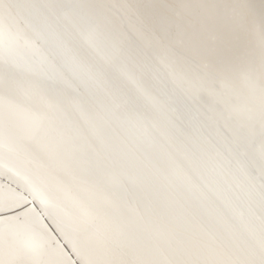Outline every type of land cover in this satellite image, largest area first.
Returning <instances> with one entry per match:
<instances>
[{
	"label": "snow or ice",
	"instance_id": "1",
	"mask_svg": "<svg viewBox=\"0 0 264 264\" xmlns=\"http://www.w3.org/2000/svg\"><path fill=\"white\" fill-rule=\"evenodd\" d=\"M22 7L41 6L0 0V138L22 122L23 139L51 162L48 174L58 167L100 175L101 149L72 118L78 112L91 128L96 117L72 78L105 86L110 120L126 117L143 123L150 119L141 104L144 88H128L126 81H134L138 71L163 65L171 69L173 81L187 84L193 98L219 99L228 90L246 93L249 106L243 112L233 110L242 120L239 129L225 128L224 134L233 137L231 152L248 157L244 174L250 182L259 179L264 209V0L93 3L75 6L85 10L78 20L64 11L66 5H45L57 18L63 13L67 25L59 62L32 58L39 51V38L29 32ZM257 129L258 158L248 152ZM111 183L120 180L112 177ZM27 184L32 202L38 200L41 209L57 207L44 175L28 177ZM22 200L27 202L19 194L0 199V264H264V231L258 245L242 256L200 243L145 244L116 202L92 205L71 220V232L61 229L77 256L67 261L59 241L42 224L43 212L30 208L2 215Z\"/></svg>",
	"mask_w": 264,
	"mask_h": 264
},
{
	"label": "bare ground",
	"instance_id": "2",
	"mask_svg": "<svg viewBox=\"0 0 264 264\" xmlns=\"http://www.w3.org/2000/svg\"><path fill=\"white\" fill-rule=\"evenodd\" d=\"M3 2L41 6L19 9L21 17L29 22V32L38 34L39 51L32 58L48 57L59 62V44L67 25L63 13L57 18L42 6L66 5L64 11L78 20L85 10L77 5L148 4L163 0ZM254 2L259 4V0ZM170 71L163 65H153L138 71L134 81H126L128 88H144L141 104L150 119L143 123L126 117L110 120L111 99L105 86L72 78L73 86L85 95L86 107L96 117L95 127L91 128L78 112L72 118L101 149L104 168L100 175L68 173L58 167L48 174L51 162L35 144L23 139L22 122L17 128L4 131L0 138V199L19 194L27 202L22 200L12 212L2 215L30 208L43 212L42 224L59 241L67 261H75L77 256L61 229L71 232V220L80 213L92 205L104 207L113 202L122 205L145 244L175 247L200 243L235 256L257 246L264 231L260 182L247 179L244 167L248 157H237L231 152L233 137L224 134L225 128L239 129L242 120L233 110L243 112L249 106L247 95L241 89L228 90L219 99L207 95L193 98L187 84L173 81ZM248 152L259 157V129ZM35 175L45 176L54 191L56 208L44 210L38 200L32 202L27 178ZM112 177L119 178L120 183L112 184Z\"/></svg>",
	"mask_w": 264,
	"mask_h": 264
}]
</instances>
